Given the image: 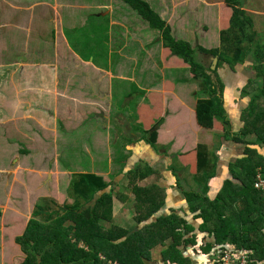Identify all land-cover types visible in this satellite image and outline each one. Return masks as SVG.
<instances>
[{"label":"crops","instance_id":"1","mask_svg":"<svg viewBox=\"0 0 264 264\" xmlns=\"http://www.w3.org/2000/svg\"><path fill=\"white\" fill-rule=\"evenodd\" d=\"M142 1L175 41L195 51L197 61L212 76L229 130L218 120L212 128L198 124L195 108L205 95L190 65L165 47L162 32L124 0H0V181L8 180L7 191L0 196V264L28 261L18 238L32 219H40L29 208L28 197L55 199L60 210L68 198L75 208L95 203L90 195H79L75 186L79 174L107 175L84 169L92 166L96 151L108 159L110 154L117 157V183L129 171L141 168L137 180L142 185L156 183L166 191L157 215L176 211L192 226L183 228V237L194 241L181 239L184 256L179 262L153 254L157 247L165 250L171 241L167 240L165 249L158 245L146 255L145 264H213L210 248L215 240L203 228L199 211L190 210L182 189L202 190L195 176L200 145L214 155L216 163L207 195L215 198L225 181L233 178L231 168L246 150L233 138L246 125L244 115L251 99L246 91L257 75L254 57L235 67L219 59L223 32L230 28L234 14L226 0ZM240 3L263 36L264 0ZM96 10L101 12L94 14ZM194 93L199 99L193 100ZM154 130L157 137L152 145L145 132ZM248 141L255 144L256 135ZM253 148L264 155V146ZM79 155L90 162L82 165ZM110 167L103 170L110 172ZM4 172L7 175H1ZM56 177L63 178L64 191L55 189L59 188ZM123 188L125 193L129 189ZM123 195L114 200L118 205L113 213L122 212L121 217L127 218L132 208ZM133 216L126 219L127 228L114 226L116 232H134ZM72 223L67 220L55 226L56 251L51 255H60L57 259L63 264H119L110 259L116 250L109 247L98 257L73 259L64 250L69 242L70 247L76 243ZM101 225L109 230L111 224ZM78 249L90 251L83 241ZM195 252L201 254L193 256Z\"/></svg>","mask_w":264,"mask_h":264},{"label":"trees","instance_id":"2","mask_svg":"<svg viewBox=\"0 0 264 264\" xmlns=\"http://www.w3.org/2000/svg\"><path fill=\"white\" fill-rule=\"evenodd\" d=\"M124 1L137 10L153 29L162 32L165 47L190 65L191 73L195 80L199 81V90L205 95L195 108L198 124L203 128H212L215 120H218L226 130H229L230 123L226 118L221 99L216 96L212 76L197 61L195 51L188 44L175 41L170 35L169 28L145 1ZM226 1L233 8L234 14L230 28L223 32V52L219 55V59L235 67L245 63L250 55H253L254 69L257 72L256 79L249 82L246 91L251 98L250 105L245 111L246 125L233 138L235 142L245 144L246 150L231 168L233 178L226 180L217 196L211 199L207 195L208 180L215 173L213 167L216 163L214 155L200 145L198 172L195 176L202 190L198 192L190 188L182 189V192L190 210L199 211L198 216L203 219V228L207 229L209 236L218 244L233 242L241 248L251 249L253 250L251 256L257 262L264 264V190L256 187L259 172L264 174V155L253 148L254 145L264 146V41L255 29L251 16L241 8L240 0ZM218 52L216 50L214 53L218 54ZM145 133L149 136L147 141L155 145L157 137L155 130ZM252 135L257 137L255 144L248 141ZM115 161H118L117 157ZM235 166L238 168L235 169ZM141 170V168L131 170L127 176L131 178L130 188L136 199L134 208L138 213L135 215V220L142 230L130 231L129 233L132 234L126 236L127 230L120 229L117 233L114 226L108 230L100 225V216L108 217L113 213V188L110 191H103L113 180L106 182L102 175L96 173L81 174L75 189L79 195H90L95 199V203L88 208L62 206L60 210L56 209L55 199L43 197L36 204L34 212V215L40 219H32L24 236L18 238V243L22 245L28 256V261L22 264H63L57 259L61 258L60 255L55 257L50 253L56 251L55 226L67 220L73 222L72 229L76 243L71 244L70 247L69 242L64 250L68 251L73 259H80L78 257L80 255H84L86 260L88 257H98V252L105 251V248L109 247L110 250L112 248L116 250L110 259L119 264H145V257L153 248L161 245L165 249V242L171 240L163 253L171 261L179 262L183 258L181 248L183 243L181 239L184 238L183 228L192 226L188 225L185 217L176 211L167 215H157L166 201V191L156 183L136 184L135 179ZM148 172L151 170L149 169ZM98 193L100 195H97ZM122 198L127 197L123 195ZM47 231L51 234H46ZM122 237L125 239H121ZM189 240L194 241L193 238H184L185 242ZM81 241L90 247V251L86 254L83 250H77ZM27 242L33 244L29 246ZM70 250L74 251L73 255Z\"/></svg>","mask_w":264,"mask_h":264},{"label":"rangeland","instance_id":"3","mask_svg":"<svg viewBox=\"0 0 264 264\" xmlns=\"http://www.w3.org/2000/svg\"><path fill=\"white\" fill-rule=\"evenodd\" d=\"M116 1H119V0H116ZM101 12V10L100 11H98V10H96L95 12H94V14H99ZM261 36V39H263L264 38V35L262 36V35H260ZM194 81H193V79L191 78V80H190V83L192 84ZM199 94H200V92H199ZM199 96V95H198ZM191 97V96H190ZM193 100H195V99H199L197 96H196V93H194V95H193ZM244 117H245V115H244ZM245 120V119H244ZM1 155H3V153L1 154ZM94 156V163L92 164V166H90V168H88V167H86V168H84V169H90V170H92V171H94V172H98V173H105V174H107V175H103V178H104V180L106 181V182H109V181H112V182H110L111 183V185H112V187H113V209H114V205L115 206H117L118 205V203L117 204H114V200L115 199H118V194L119 193H124L128 198H129V200L127 201V203H126V206L128 207V208H132L131 209V212H132V214H128V217H132L133 215H136L138 212H137V210L134 208V202H135V198H134V194L131 192V189H130V180H131V178L128 176L127 178H123V179H121L118 183H117V181H116V178L120 175L119 173L118 174H114V171L115 172H117V170H118V166L119 165H117L115 162H114V160H115V158H113V154H110L111 155V158L110 159H108V158H105V156L107 155V154H102V152H100V151H96V152H94V154H93ZM79 156H81L80 158H78L79 160H78V162L79 163H81L82 165H87L90 161H87V162H85L86 160H89V158L88 159H86V155H79ZM109 157V156H108ZM14 158V157H13ZM8 161H10L9 159H8ZM2 162H3V159H2ZM106 165H108V167H110V166H112L113 168H111L110 167V172H108V171H104L103 169H107L108 167L106 166ZM93 169H92V168ZM18 169L16 168V169H14V171H17ZM5 171H7V170H5ZM111 172H113V173H111ZM1 175H7L6 174V172H4V173H2ZM80 175L81 174H79V178H80ZM111 175V176H110ZM150 178V180L152 179V176H150L149 177ZM46 179V178H45ZM68 179V178H67ZM65 181H66V179H64ZM149 180V181H150ZM54 181L59 185V188H55L56 190H58V189H60V190H65V189H62L63 188V184L62 183H64V181H63V178L61 177V178H59V179H57V177H56V179H54ZM7 182H8V180H6V181H4V182H2V181H0V196L1 195H3V193L4 192H6L7 191ZM67 182V181H66ZM121 182V183H120ZM135 182H136V184H140V185H142V183L139 181V180H137V177H136V179H135ZM67 184V183H66ZM123 185H128V188L129 189H126V193H125V189L123 188ZM33 186L34 187H37L38 186V184H33ZM65 186V185H64ZM39 189L41 190V187L39 186ZM40 197V196H39ZM28 199H29V208H32L33 210L34 209H36V204L38 203V202H40V200H42L41 198H37V196H30V197H28ZM65 199V198H64ZM71 202H73V199L72 198H68L67 200H65L64 201V203L65 204H67V206H70V203ZM58 203V202H57ZM63 203V204H64ZM59 204V203H58ZM59 205H61V204H59ZM89 206V205H88ZM122 206V205H121ZM120 206V207H121ZM90 207V206H89ZM119 207V208H120ZM81 210V209H80ZM118 210V209H117ZM136 213V214H135ZM139 214H140V212H139ZM122 216V212H117L116 214L115 213H112L111 215H109L108 217H103V216H100V220H99V223H100V225L101 224H108V223H110L111 225H110V228H112L113 226H122V228H127L128 227V224H129V221L127 220L126 221V219L128 218H124V217H121ZM106 218H108V219H106ZM157 218V217H156ZM133 219H134V216H133ZM135 221H133V220H131V223H134ZM151 222V221H150ZM142 227H140L139 225H138V223H136L135 222V231H140V230H142L141 229ZM127 230V229H126ZM130 234H132V233H127L126 234V236H129ZM191 234H193L192 232H191ZM123 238V237H122ZM192 242V241H191ZM202 243H204V244H206V242H202ZM201 243V244H202ZM194 244V243H193ZM225 244H233V242H228V243H225ZM235 244V243H234ZM154 252H153V254H156V255H160V256H162V257H164L165 259H166V255L163 253V251H162V249L161 248H159V247H157L156 248V250H153ZM167 254V253H166ZM200 255L201 253H198V252H195L194 254H193V256H196V255ZM165 255V256H164ZM169 255V254H168ZM167 255V256H168ZM202 256V255H201ZM169 257H170V255H169ZM203 257V256H202ZM168 258V257H167ZM172 262H174V261H172Z\"/></svg>","mask_w":264,"mask_h":264},{"label":"built area","instance_id":"4","mask_svg":"<svg viewBox=\"0 0 264 264\" xmlns=\"http://www.w3.org/2000/svg\"><path fill=\"white\" fill-rule=\"evenodd\" d=\"M256 187L264 190V174L261 171L257 176ZM215 255L218 264H262L251 256L250 250L238 248L233 244H225Z\"/></svg>","mask_w":264,"mask_h":264},{"label":"flooded vegetation","instance_id":"5","mask_svg":"<svg viewBox=\"0 0 264 264\" xmlns=\"http://www.w3.org/2000/svg\"><path fill=\"white\" fill-rule=\"evenodd\" d=\"M210 241V240H209ZM207 245V244H205ZM225 244H218L216 241H214L212 244H211V248H210V251L212 252V259H213V264H218V259L216 257V253L221 249L222 246H224ZM233 245H235L236 247L238 248H241L239 246H237L236 244L233 243ZM214 247V248H213ZM212 248H213V251H212ZM244 249H247V248H244ZM247 250H250L253 254V250L251 249H247ZM209 251V252H210ZM182 253H183V249H182ZM207 253V252H205ZM211 254V253H210ZM184 256V255H183Z\"/></svg>","mask_w":264,"mask_h":264},{"label":"water","instance_id":"6","mask_svg":"<svg viewBox=\"0 0 264 264\" xmlns=\"http://www.w3.org/2000/svg\"><path fill=\"white\" fill-rule=\"evenodd\" d=\"M214 62L217 63V59L214 58Z\"/></svg>","mask_w":264,"mask_h":264}]
</instances>
